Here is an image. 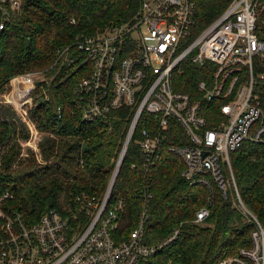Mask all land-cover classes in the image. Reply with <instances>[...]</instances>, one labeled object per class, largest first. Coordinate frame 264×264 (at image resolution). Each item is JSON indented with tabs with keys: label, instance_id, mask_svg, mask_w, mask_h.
Returning <instances> with one entry per match:
<instances>
[{
	"label": "built area",
	"instance_id": "built-area-1",
	"mask_svg": "<svg viewBox=\"0 0 264 264\" xmlns=\"http://www.w3.org/2000/svg\"><path fill=\"white\" fill-rule=\"evenodd\" d=\"M225 1L223 13L196 33V0H142L130 21L78 37L73 47L59 52L57 63L59 72L75 66L73 49L85 56L78 63L84 75L73 89L83 122L107 123L114 113L129 111L115 175L132 142L141 157L140 165L134 163L132 168L145 174L165 151L176 155L184 165L182 177L190 186L209 190L211 206L214 186L224 199L231 188L235 205L253 226L251 246L219 264H264V225L244 205L230 160L246 143L264 145V71L258 72L264 66V41L257 35L264 0ZM9 5L19 10L21 0H9ZM189 59L214 67L197 84L196 97L175 85ZM43 76L14 77L8 104L24 111L22 105L45 83L40 82ZM216 102L221 103V119L213 116L216 126L210 127L205 106ZM58 117L62 118L60 108ZM172 130H181L183 137L171 141ZM117 178L112 176L103 195L79 196L76 208L64 214L50 209L37 221L16 210L6 212L3 202L13 196L5 193L0 197V264H146L174 242L180 230L157 244L145 243L153 197L146 185L137 192L143 200L137 227L121 239L117 231L126 204L122 198H112ZM210 215L209 208L200 209L193 224L203 225Z\"/></svg>",
	"mask_w": 264,
	"mask_h": 264
},
{
	"label": "trees",
	"instance_id": "trees-1",
	"mask_svg": "<svg viewBox=\"0 0 264 264\" xmlns=\"http://www.w3.org/2000/svg\"><path fill=\"white\" fill-rule=\"evenodd\" d=\"M19 10H12L9 0H0V93L10 81L26 72L51 71L59 52L73 47L78 37L93 35L108 26L130 21L142 0H21ZM198 6L195 32L199 33L216 20L227 7L225 0H196ZM76 23L72 24L71 21ZM257 35L264 41V13L257 25ZM71 57L76 65L65 66L53 81V99L43 100L32 112L44 133L53 135L41 146L44 164L15 175L21 150L12 115L17 111L3 101L0 117V197L13 196L3 202L6 212L16 210L31 221L46 211L56 209L63 214L76 208L79 196H101L109 184L122 147L129 111L114 113L107 123L82 121L74 104L73 89L84 74L80 62L85 56L75 49ZM213 64L205 66L186 62L185 73L175 77L176 88L192 97L197 84L207 79ZM264 66H260L261 74ZM261 82V81H260ZM264 101V85H261ZM5 103V104H4ZM216 102L205 106L210 127L221 119ZM61 109L62 118L58 117ZM175 131V132H174ZM183 137L181 130L169 133L171 141ZM25 138H27L25 136ZM53 159H55L53 161ZM233 174L244 205L264 225V145L246 143L230 155ZM33 162V161H32ZM140 165L138 146L132 142L118 173L112 198L124 199L125 212L117 235L127 238L137 227L143 200L137 195L148 185L152 192L149 205L151 219L145 243L154 245L175 230L179 237L146 264H219L236 256L240 249L251 246L253 226L235 205L230 188L224 199L217 189L210 207L206 188L190 186L182 177L184 165L174 154L165 151L150 173L132 168ZM148 176V177H145ZM112 199V200H113ZM210 208L211 215L203 225L193 224L199 209Z\"/></svg>",
	"mask_w": 264,
	"mask_h": 264
},
{
	"label": "rangeland",
	"instance_id": "rangeland-1",
	"mask_svg": "<svg viewBox=\"0 0 264 264\" xmlns=\"http://www.w3.org/2000/svg\"><path fill=\"white\" fill-rule=\"evenodd\" d=\"M57 61L58 60H56V62L51 67L52 69H54V72H51L50 70L46 72L45 70V71H32V72L24 73V74H42L44 75L43 76L44 78L40 82H45V83L40 84L35 89V91L31 94V96L27 99L26 103L22 105L24 111H22L21 113L18 111L17 115L15 114V116L14 114L12 115V112L9 113V116H12L13 118L11 119V121L15 123V127L17 130L16 133L18 137L17 143H18L19 149L21 150V153L19 155L17 162L22 163V165H18V166L14 165L15 175L23 174L24 172L31 170L32 167H34L35 165L44 164L41 146L43 145V143L45 142L47 138L49 137L54 138L53 135H48L44 133L43 129H41V127L38 125V122L32 118V112L43 100L53 99L54 88L52 84H53L54 78L57 76V74L59 73V69H60V63H57ZM10 89H11V84H9V86L7 87V90L4 93L3 92L2 94L0 93V117L2 114L1 112L3 110L2 108H5V106L2 104L3 101H5L8 104L7 96L9 95ZM25 136L27 138H25ZM54 160L55 159H53V161ZM115 168H116V165H115ZM115 168L113 170L112 176L114 175ZM110 182H111V179H110ZM213 188H214L213 191H214V196H215L217 192V188H215V186ZM207 194H210L209 190H207ZM208 197H210V195H208ZM204 208H208V207H204Z\"/></svg>",
	"mask_w": 264,
	"mask_h": 264
},
{
	"label": "water",
	"instance_id": "water-1",
	"mask_svg": "<svg viewBox=\"0 0 264 264\" xmlns=\"http://www.w3.org/2000/svg\"><path fill=\"white\" fill-rule=\"evenodd\" d=\"M204 155H206V154H204ZM113 176H118V173H117L116 175L114 174ZM114 182H115V181H113V185H114Z\"/></svg>",
	"mask_w": 264,
	"mask_h": 264
}]
</instances>
